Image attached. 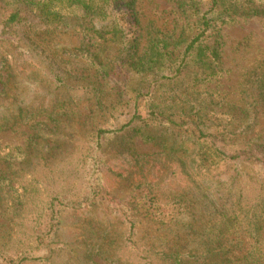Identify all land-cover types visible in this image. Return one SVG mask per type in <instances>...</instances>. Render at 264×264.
<instances>
[{"label":"trees","instance_id":"16d2710c","mask_svg":"<svg viewBox=\"0 0 264 264\" xmlns=\"http://www.w3.org/2000/svg\"><path fill=\"white\" fill-rule=\"evenodd\" d=\"M166 1L181 18L171 30L152 21L141 24L137 0H0V48L15 50L18 46L12 40L16 38L29 47H41L40 61L47 64L48 75H40L36 64L24 68V73L35 87L46 86L44 95L49 97L37 105L24 98L18 101L15 80L23 69L9 58H0V132L20 126L31 130L26 148L18 147L19 155L8 154L3 160L1 207L21 208L19 196H10L18 176L16 166L28 161L29 154L51 148L49 145L55 144L52 131L61 118L77 115V96L65 93V85L89 90L94 99L87 115L92 124L86 141L89 179L85 191L78 197L66 193L50 196L45 203L48 215L40 217L44 209L40 205L29 218L28 231L19 227V218L5 217L8 225L13 222L16 227L12 231L19 228L21 236L13 239L11 229L7 231V225L0 223V264L51 260L58 213L106 199L108 192L98 177L103 149L130 133L168 153L176 152L177 147L186 153V139L192 147L190 158L182 161L184 166L196 162L207 170L219 165L232 169L229 178L233 187L226 190L230 197L203 230V248L156 237L165 243L152 250L144 246L149 252L145 260L155 259L159 264H264V126L255 129L259 116L264 120V58L244 79L239 101L209 88L222 71L221 28L236 17L264 16V0ZM127 17L129 28L124 24ZM74 32L80 38L78 46L58 42ZM115 76H121L122 81ZM126 89L133 92L129 106V100H124ZM112 92L115 98L107 99ZM39 96L35 95V100ZM141 102L146 103L144 113ZM119 104L128 106L124 120L120 118L123 109L114 112ZM241 178L251 184L252 197L244 194L246 185L239 183ZM178 195L184 197L187 207L181 227L193 229L198 220L194 203L185 193ZM122 219L129 234L140 221L130 216Z\"/></svg>","mask_w":264,"mask_h":264},{"label":"rangeland","instance_id":"374dc122","mask_svg":"<svg viewBox=\"0 0 264 264\" xmlns=\"http://www.w3.org/2000/svg\"><path fill=\"white\" fill-rule=\"evenodd\" d=\"M136 9L141 24L152 21L160 28L171 30L181 21L174 6L166 0H137ZM124 24L129 28L128 17ZM220 35L222 71L217 79L210 82L209 88L239 101L244 79L264 58V16L236 17L221 28ZM78 37L74 32L59 38L58 42L66 47H74L79 44ZM12 44L18 47L15 50L0 48V58H9L23 69L18 70L20 74L15 80L16 99L20 101L24 98L36 105L41 101L46 102L49 97L44 94L48 88L43 85L35 87L34 81H28L27 73H24V68L36 64L40 75H48L47 64L40 61L43 55L41 47H29L18 38L13 39ZM37 54H40L39 57ZM114 79L119 83L122 81L121 76ZM65 86V93L77 96V115L61 118L52 131L51 138L55 144L50 142L54 144L49 145L51 148L45 147L38 154H29L28 161L16 166L19 171L10 196H19L21 208L13 211L7 205L0 206V223L7 225V231L11 229L13 239L20 237L21 233L18 232L19 228L12 231L16 227L12 225L13 222L8 225L9 220L5 217L19 218V227L28 231L31 228L29 218L40 205H44L40 217L48 215L45 203L50 196L66 193L78 197L86 189L89 179L86 141L92 124L87 115L93 107V93L75 86V89ZM35 95H40L37 102ZM132 96V90L126 89L124 100H129L128 106L133 103ZM110 98H115L114 93L107 99ZM140 104L144 113L146 103ZM128 106L119 104L114 112L123 109L120 118L124 120L129 114ZM263 124L264 120L259 116L256 131L261 130ZM30 131L20 126L12 131L0 132V173L5 171L3 160L6 155L15 157L19 155L16 153L18 147L26 148ZM183 142L188 147L186 153L178 147L176 152L168 153L131 133L125 135L121 142L107 143L98 174L108 192L106 199H99L80 210L58 213L60 223L54 238V254L48 263L42 264H159L155 259L145 260L149 252H145L144 246L152 250L165 243L159 242L156 237L161 240L170 238L181 246L196 244L199 249L203 248V230L217 215L220 204L230 197L226 190L233 187L229 178L232 169L219 165L207 170L205 166L197 167L196 162L191 166L185 163L184 166L182 161L190 158L189 147L192 145L186 139ZM248 182L242 178L239 181L246 185L244 194L252 197L253 188ZM184 193L192 199L195 217L198 218L193 229L181 227L182 222L186 221L184 212L187 207L184 206V197L180 199L178 194ZM124 216L140 220L130 234L128 224L122 219ZM244 239L248 242L247 237ZM2 264L11 263L3 261Z\"/></svg>","mask_w":264,"mask_h":264}]
</instances>
